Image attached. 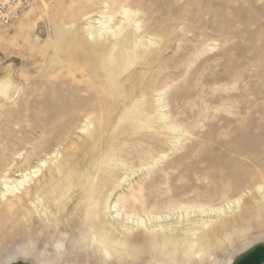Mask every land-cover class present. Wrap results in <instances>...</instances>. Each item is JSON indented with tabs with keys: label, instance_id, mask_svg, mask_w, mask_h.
<instances>
[{
	"label": "rangeland",
	"instance_id": "374dc122",
	"mask_svg": "<svg viewBox=\"0 0 264 264\" xmlns=\"http://www.w3.org/2000/svg\"><path fill=\"white\" fill-rule=\"evenodd\" d=\"M102 10L113 14L109 38L135 31L136 40L124 46L145 51L122 75L118 101L97 79L73 78L76 66L85 61L93 69L100 61L86 52V41L103 40L89 39L85 17ZM5 74L16 87L11 100L0 97V264H232L264 243V0H34L0 26ZM157 91H165L163 110L175 130L155 120ZM142 94L150 126L123 120L115 127L124 109L118 103ZM107 153L116 162L107 166L99 217L110 226L131 215L121 229L138 241L135 257L122 261L91 255L71 228L84 209L81 186ZM68 161L67 174L56 178L55 168ZM37 167L17 194L5 191L12 184L1 175L12 181ZM37 184L44 186L39 194ZM18 194L23 199L9 204ZM237 197L226 218L250 216L248 228L220 236L202 259L198 251L174 260L148 255L145 228L130 230L138 217L146 227L160 218L152 224L165 227L179 213L226 209Z\"/></svg>",
	"mask_w": 264,
	"mask_h": 264
},
{
	"label": "bare ground",
	"instance_id": "6f19581e",
	"mask_svg": "<svg viewBox=\"0 0 264 264\" xmlns=\"http://www.w3.org/2000/svg\"><path fill=\"white\" fill-rule=\"evenodd\" d=\"M106 6L107 4H105V7ZM120 12L126 19L131 16L130 9L126 7H122ZM89 18H91L88 35L89 39H102L103 41L101 44L97 45H90L86 41V52L93 54L94 56L98 55L100 61L97 62L96 66L93 69H87L85 61L84 65L76 66V70L73 69V78H80L81 80L88 78L89 75L97 79L102 85V91L107 96H113L114 94L113 97L116 101H118V98L122 94V75L126 73V71L130 67L136 64L137 61L143 58V56L145 55V51L135 47V45H131L129 47L124 46L125 44L132 43L136 40L135 31L125 32L118 39L117 37H108L109 34H114L115 32L110 24L113 19V14L111 12L102 10L97 12L95 14V17H93V15L87 14L85 19L88 20ZM137 28L139 27L137 26ZM117 52L118 54L115 56ZM99 70L104 72V74L99 75ZM13 87H16V84L12 82L11 77L8 74L0 76V97L2 98L3 102L11 100L12 96L14 95V92L11 91ZM156 93L157 98L155 99V102L157 104H155V108L157 109L155 111L158 115L155 118L156 122H159L164 129L175 130V126H173L169 122L168 115L163 110L166 107L164 99L165 91H157ZM145 97L146 95L142 94L138 97L129 99L127 103L125 101L119 102V106L121 105L124 109L119 117L117 116L118 122L115 127H117L123 120L136 121L137 125H139L140 127H144L146 125L150 126L152 121L149 122L148 119L151 116L146 112L145 109L141 108L140 104L141 101H144ZM179 130L180 129L177 128L176 131ZM178 138L179 137H177V139ZM36 155L37 154L33 153L27 154V156H25V161L28 163V161L31 160V157ZM50 155H52L53 157L55 154ZM111 161L116 162L113 154H100L95 162L93 169H91V172L87 174L85 178L86 182H82L84 183L81 186V190L84 193L82 198L84 209L82 211V214H80L77 219L71 218V225H73L71 228L75 227L74 229L78 231V234L81 237V243L83 242L86 251L88 253H91V255L100 257L101 253H103L104 256L110 255L115 257L117 261H122L123 259L135 257L134 248L136 247L135 244L138 241L136 240V236H129L127 235L128 233L123 232L124 229H121L123 227V222L127 221V219H132L131 215L127 214L124 220H120L121 223L113 220L110 226H107L103 222L102 218L99 217L100 207L106 201V198L105 196H103L102 191L106 186V183L109 181L107 166L111 164ZM38 163L39 165H43L45 164V160L38 159ZM70 165L71 162L68 161L63 165L56 167L55 177L57 176L56 178L58 179L64 177V175L67 174L66 172H68V168ZM39 170L40 169L37 167L32 168L31 173H25L26 171H21V174L17 173L13 175L14 179L11 178L12 181L8 180V174L1 175L2 180L4 178L3 182L5 183V185L12 184L11 186L7 185V188L5 187L7 190L5 191L16 193V191L20 187L26 186L27 182L29 183L32 176L36 175ZM18 171H20V169ZM134 173H136V170L131 171L127 175V177L132 176ZM18 176H20V180H16L15 177ZM42 187H44L43 184H37L33 187V191L39 194V192L41 193L42 191ZM256 189L261 191L262 186L256 184ZM6 193H4L1 197L5 196ZM21 196L23 195L18 194L14 198H11L13 199L12 201L9 200L10 198L7 200L10 201L9 204L13 201L17 203L18 200L20 201L23 199L21 198ZM230 203L231 204H228L226 209H223L222 206L195 207L196 210H192V213L188 211H186L184 214L179 213L178 218H180V220H176L169 226L165 227L152 224L160 218H155L154 221L148 219V227H146L147 225L145 220H143L141 217H138L137 220L132 221L130 230L132 228H145L144 233L146 234V238L144 239V243L141 244H144L143 252L147 253L148 255L153 254V257L160 256L165 258L166 260H174V257L178 252L183 256H190L192 253L198 251V253H200L199 258L202 259L211 246L222 242L220 236H225V238H227L232 234L231 231H236L237 227L239 228L238 230L248 228V224L251 219L250 216L241 217L239 221L233 220L231 223L226 218V216L229 214L228 211H231L232 209V205L237 207L239 198H235ZM195 213H199V215H195ZM119 215L120 213L117 212L116 216ZM256 217H260V214H258V212L255 215V218ZM87 231H90L91 233L89 237H87L86 235L88 234ZM79 246L80 243L77 245V247ZM137 253H139V251Z\"/></svg>",
	"mask_w": 264,
	"mask_h": 264
},
{
	"label": "built area",
	"instance_id": "2783aa9c",
	"mask_svg": "<svg viewBox=\"0 0 264 264\" xmlns=\"http://www.w3.org/2000/svg\"><path fill=\"white\" fill-rule=\"evenodd\" d=\"M33 0H0V26H7Z\"/></svg>",
	"mask_w": 264,
	"mask_h": 264
},
{
	"label": "water",
	"instance_id": "95a60500",
	"mask_svg": "<svg viewBox=\"0 0 264 264\" xmlns=\"http://www.w3.org/2000/svg\"><path fill=\"white\" fill-rule=\"evenodd\" d=\"M232 264H264V243L242 253Z\"/></svg>",
	"mask_w": 264,
	"mask_h": 264
}]
</instances>
